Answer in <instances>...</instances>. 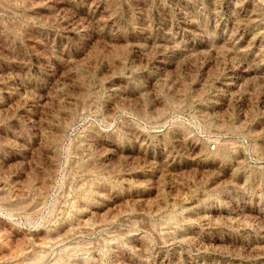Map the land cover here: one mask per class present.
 <instances>
[{
  "label": "rangeland",
  "instance_id": "374dc122",
  "mask_svg": "<svg viewBox=\"0 0 264 264\" xmlns=\"http://www.w3.org/2000/svg\"><path fill=\"white\" fill-rule=\"evenodd\" d=\"M0 264H264V0H0Z\"/></svg>",
  "mask_w": 264,
  "mask_h": 264
}]
</instances>
